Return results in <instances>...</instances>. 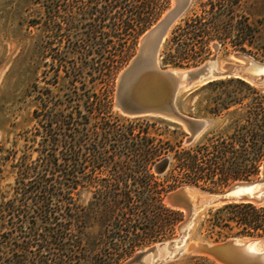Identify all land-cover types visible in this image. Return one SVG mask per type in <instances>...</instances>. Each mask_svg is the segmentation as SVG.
Returning <instances> with one entry per match:
<instances>
[{"label":"rangeland","instance_id":"rangeland-1","mask_svg":"<svg viewBox=\"0 0 264 264\" xmlns=\"http://www.w3.org/2000/svg\"><path fill=\"white\" fill-rule=\"evenodd\" d=\"M109 1L111 2L107 0L98 5V0H0V184L2 186L14 183L15 174L12 173V168L5 159L10 155L13 156L16 151H19V156L21 155L20 151H23L27 144L25 142L27 132L33 141L29 145H33V157L36 159L50 149L49 142L58 138L55 133L59 131L54 133L49 131L58 130L59 127L66 128L53 123L55 122L53 116L71 115L80 124L81 98L86 95L92 102L94 95L100 93L101 63L109 62L119 53L116 51L117 39L113 37V25L117 15L109 8ZM232 2L236 5L232 6ZM222 3L228 4L231 8L224 15L219 13ZM159 5L153 16L152 25L137 40L133 37L126 43L127 61L111 89L113 108L106 112L107 123L123 133L132 130L133 135L138 137L146 134L144 132L146 128L150 136L157 140L170 141L175 148L178 146L186 148L205 143L206 139L226 135L230 131L231 124L227 113L216 117L208 112L220 103L221 100L218 99L225 98L226 94H232L236 98L245 95L241 91L242 81L236 78L215 79L207 85H199L178 95L176 105L183 114L210 122L191 145L185 144L189 133L181 124L161 117H127L116 109L115 93L119 75L138 53L141 37L172 8L173 1L162 0ZM213 19L221 22L219 24L225 29L226 36H222L223 39L219 40L211 39L210 35L198 34L201 38L194 39V34L199 33L200 30L189 27L190 21L196 20L204 24ZM246 19L255 31V36L248 37L249 41L245 42L246 49L250 52H243L241 50L243 41H239V37L242 36L240 29ZM214 44L218 46L217 51ZM237 52L247 53L264 62V58L259 56L264 53V0L241 1L239 4L238 0H193L187 12L167 35L160 49L159 61L164 68L181 71L201 67L216 56L221 68L225 63H238L233 57ZM246 84L254 89H264ZM84 114L87 115V111ZM95 114L96 112L88 115L94 117ZM101 124L104 123L91 121L87 127H83L85 134L93 131L104 133ZM64 151L60 148L57 154ZM81 152L83 158L80 202L85 217V233L108 238L115 235H118L116 236L118 238L124 235L145 236L146 233H150L152 227L150 224L146 226L144 216V185L141 183L144 174L137 167L138 160L126 157L99 158L98 154L89 151L86 142L83 143ZM154 166L151 172L157 182L166 184L165 177L168 170L165 174L159 175L155 172ZM2 177L5 178L2 180ZM259 177L260 174L257 179ZM223 190L225 189L210 191ZM111 194L112 198L116 195L117 205L120 204V199H124V204H120L118 210L104 206ZM256 207L261 208L264 205ZM223 208L225 207L211 209L201 216L191 231L189 242H216L206 239L201 226L210 212ZM122 212L126 220L121 217ZM121 218L124 225H118ZM184 219L185 215L181 222ZM179 224L176 226L173 239L179 235ZM258 236L263 235L253 237ZM223 240L226 239L219 241ZM157 244L160 243L138 246L135 252L120 264L132 259L136 253ZM127 247L128 245L125 248ZM186 260L172 264H180Z\"/></svg>","mask_w":264,"mask_h":264},{"label":"trees","instance_id":"trees-1","mask_svg":"<svg viewBox=\"0 0 264 264\" xmlns=\"http://www.w3.org/2000/svg\"><path fill=\"white\" fill-rule=\"evenodd\" d=\"M98 1V5L107 2ZM161 1H109V8L117 15L113 37L117 39L116 51L119 53L109 62L101 63L100 93L94 95L92 102L86 95L81 98V123H77L71 115L55 114L53 123L66 128L49 131L59 132L55 133L58 138L49 142L47 153L36 159L33 157V145H29L33 141L27 132V144L20 151L21 155L16 151L5 159L15 174V180L6 186L0 184V264H120L138 246L174 238L176 226L183 220L184 213L165 205L164 196L169 191L187 185L222 190L233 182L252 181L259 176L264 162V89L251 88L242 80L241 91L245 93L242 98L226 94L208 112L216 117L227 113L231 122L230 131L224 136L206 139L205 143L175 148L170 141L150 136L146 128V134L138 137L133 135L132 130L123 133L107 123L106 112L113 108L111 89L127 61L126 43L133 37L137 40L152 25ZM241 1L250 0H238V4ZM231 5L236 4L232 2ZM230 10L228 4L222 3L219 13L224 15ZM217 20L204 24L191 20L189 27L200 30L194 34V39L210 35L211 39L222 40L226 31ZM240 33L239 41H243L241 50L250 52L245 42L249 41L248 37L255 36V31L248 19L244 21ZM259 56L264 58V53ZM86 111L89 115L94 112L97 115H85ZM91 121L103 122L101 128L104 133L93 131L85 134L84 128ZM84 142L88 144L89 151L98 154L99 158L138 160L137 167L144 174L141 180L144 185V216L146 226L150 224L152 227L150 233L119 238L116 237L118 235L108 238L85 233V217L80 202L81 150ZM60 148L65 151L57 154ZM165 158L170 161L165 177L167 185L157 182L151 172L152 167ZM115 196L112 198L111 194L104 206L118 210L124 199H120L117 205ZM121 217L126 220L123 212ZM122 218L118 225H124ZM201 229L207 240L214 241L264 235V207L226 206L210 212ZM145 230L148 231L147 228ZM180 264L211 263L202 258H192Z\"/></svg>","mask_w":264,"mask_h":264},{"label":"water","instance_id":"water-1","mask_svg":"<svg viewBox=\"0 0 264 264\" xmlns=\"http://www.w3.org/2000/svg\"><path fill=\"white\" fill-rule=\"evenodd\" d=\"M172 1V8L141 37L138 53L119 75L115 107L127 117H161L181 124L189 133L185 144L191 145L210 122L183 114L176 105L178 95L223 78H236L264 87V73L254 70L264 69V62L247 53L237 52L233 57L238 63H225L221 68L216 56L193 69L171 71L164 68L159 61L160 49L193 0ZM214 48L218 50L217 44ZM169 164V159L165 158L154 166V170L163 175ZM164 203L185 215L178 226V237L140 251L124 264H172L189 258H203L211 264H264V235L213 243L189 242L192 229L211 209L229 205H264V162L256 180L235 182L223 191L187 185L168 192Z\"/></svg>","mask_w":264,"mask_h":264},{"label":"bare ground","instance_id":"bare-ground-1","mask_svg":"<svg viewBox=\"0 0 264 264\" xmlns=\"http://www.w3.org/2000/svg\"><path fill=\"white\" fill-rule=\"evenodd\" d=\"M255 71H258V72H261V73H264V69H259V70H257V69H254ZM254 247H252V249H253Z\"/></svg>","mask_w":264,"mask_h":264}]
</instances>
